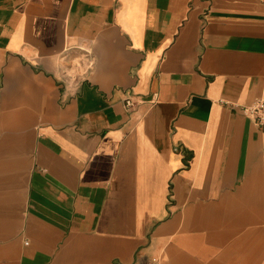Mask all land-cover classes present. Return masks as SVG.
<instances>
[{"label":"crops","instance_id":"0c3cea01","mask_svg":"<svg viewBox=\"0 0 264 264\" xmlns=\"http://www.w3.org/2000/svg\"><path fill=\"white\" fill-rule=\"evenodd\" d=\"M263 94L261 0H0V264H264Z\"/></svg>","mask_w":264,"mask_h":264},{"label":"built area","instance_id":"2783aa9c","mask_svg":"<svg viewBox=\"0 0 264 264\" xmlns=\"http://www.w3.org/2000/svg\"><path fill=\"white\" fill-rule=\"evenodd\" d=\"M261 1L264 2V0ZM136 97L137 96L133 93H129L125 96L123 103L127 110H132L136 107L138 104ZM241 111L264 129V94L249 104L241 105ZM151 264L159 263L156 258H152Z\"/></svg>","mask_w":264,"mask_h":264}]
</instances>
